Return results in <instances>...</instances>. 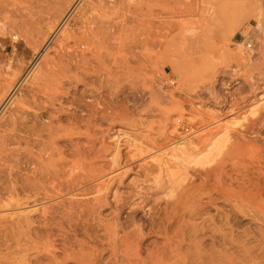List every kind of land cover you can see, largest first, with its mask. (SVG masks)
I'll list each match as a JSON object with an SVG mask.
<instances>
[{
	"label": "rangeland",
	"instance_id": "1",
	"mask_svg": "<svg viewBox=\"0 0 264 264\" xmlns=\"http://www.w3.org/2000/svg\"><path fill=\"white\" fill-rule=\"evenodd\" d=\"M16 158L63 189L17 264H264V0H0Z\"/></svg>",
	"mask_w": 264,
	"mask_h": 264
},
{
	"label": "bare ground",
	"instance_id": "2",
	"mask_svg": "<svg viewBox=\"0 0 264 264\" xmlns=\"http://www.w3.org/2000/svg\"><path fill=\"white\" fill-rule=\"evenodd\" d=\"M247 47L249 48L250 51L253 50L251 44H247ZM70 140L73 141V138H70ZM13 142L18 143L19 142L18 137H16ZM12 153L17 157L19 154L18 149L13 150ZM20 165L21 164H19L18 158H16L15 164L13 165L12 173L9 172V174H12L13 176V179L12 178L11 179L14 180V183L8 188L2 187V185L0 186V210L2 209L1 211L3 212L4 210L3 208L9 209V207L14 208V211L20 210L17 211L18 213L16 214H14L15 212L12 213L13 214L12 216L6 212V215H10L11 217H6L4 215V212L1 215L0 212V248H6L7 250H9L15 247L19 252H21V255L19 257H14L9 252L6 254H0V264H17L18 262H23L24 260H30L29 251L35 248L36 245L39 243V241L45 239L49 235V233H51V231L54 230V227H52V225L54 224V222H56L55 221L57 218L56 216L57 213H59L58 206L63 202V198H62L63 189L61 188V183L59 182V177H58L59 170L56 169L57 165L54 162L46 160L44 163L43 162L37 163L33 169L31 170L28 169L29 170L28 172L25 171L26 173L21 172ZM12 180L10 181L12 182ZM50 184H52L51 185L52 187L51 186L49 187ZM4 191L8 192L9 194L8 195L9 197L7 196L8 198L6 197L3 198L2 194L5 193ZM74 206L77 205L74 204ZM33 211L36 213L32 214ZM33 231H35V237H32L30 235V233H32ZM39 261L42 262L40 258ZM68 263L69 262L67 261L64 264H68Z\"/></svg>",
	"mask_w": 264,
	"mask_h": 264
}]
</instances>
